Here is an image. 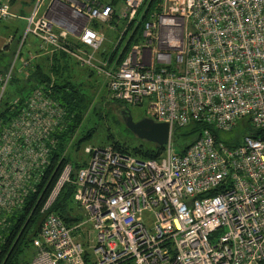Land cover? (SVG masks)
Here are the masks:
<instances>
[{
    "label": "built area",
    "instance_id": "2783aa9c",
    "mask_svg": "<svg viewBox=\"0 0 264 264\" xmlns=\"http://www.w3.org/2000/svg\"><path fill=\"white\" fill-rule=\"evenodd\" d=\"M59 1L41 15L45 0H35L26 17L15 55L23 78L36 59L22 56L32 35L44 55L64 52L104 77L110 100L137 106L148 99L170 137L158 160L87 147L74 181L66 166L44 209L73 182L84 219L69 227L49 214L31 264H264V0H162L119 65L98 56L107 35L92 24L118 32L112 54L147 0L124 1L120 32L111 5ZM17 18L11 0H0V24ZM13 69L0 77L3 90ZM51 94L41 85L22 104L12 102L11 119H0V206L14 205L45 174L57 144L52 134L64 127V109ZM240 121L239 134L225 139ZM192 124L205 128L176 152L174 130ZM88 224L96 232L91 251Z\"/></svg>",
    "mask_w": 264,
    "mask_h": 264
},
{
    "label": "trees",
    "instance_id": "16d2710c",
    "mask_svg": "<svg viewBox=\"0 0 264 264\" xmlns=\"http://www.w3.org/2000/svg\"><path fill=\"white\" fill-rule=\"evenodd\" d=\"M99 1L113 7L115 15L112 23L120 32L124 23L117 20V13L125 0ZM161 1L147 0L112 54L111 51L114 45L109 52L100 50L98 56L103 58L110 56L111 63L121 64L132 45L141 41L145 23L150 19V15ZM34 2L35 0H31V4ZM92 27L103 32L109 30L107 25L99 22H94ZM71 41L74 42L75 40L71 38ZM75 43L76 47L83 46L77 41ZM38 53H41L40 50H38ZM97 77L99 76L94 70L82 67L76 59L64 52H57L53 55H46L37 61L35 59L33 70L30 71L28 79L14 78L17 82L22 81L28 85L25 89L26 93L21 94L18 98L20 104L37 87L46 85L51 88L53 99L58 101L64 109V127L62 130L58 129L52 134V138L57 140V144L55 148L51 149L49 165L45 170L44 176L39 177L36 186L33 189L29 188L27 194L17 197L14 205L0 206V264L32 263L35 253L32 258H29V251L31 248H35L34 245L40 235L41 226L49 214L59 216L69 227L78 224L84 219L81 209L74 201L76 186L73 182L65 184L50 208L45 210L44 207L64 168L68 165L72 167L71 177L74 181L79 169L85 165V161H76L72 164L71 160L64 155V152L66 150V139L75 133L88 112L91 109L99 110L95 105V99L100 88ZM103 84L107 89L106 81ZM94 89L96 91H92ZM114 102L117 111L128 108V105L123 102ZM1 103L2 100L0 102V119L7 122L16 112L12 102L6 103L4 108H1ZM97 113L99 114L98 111ZM204 128L205 126L202 124H192L185 127V135L193 139L192 142L179 149V152H185L200 136ZM180 129L182 128L174 130L173 140L175 133ZM251 131V127L246 129L248 133H252ZM256 133L261 134L262 132L258 131ZM90 135H92V131L86 137ZM110 146L117 151L147 160L160 159L166 150L165 146H158L154 143H141L135 147H128L113 142ZM3 193L4 189L0 191V196H3ZM122 264H134V262L128 260Z\"/></svg>",
    "mask_w": 264,
    "mask_h": 264
},
{
    "label": "rangeland",
    "instance_id": "374dc122",
    "mask_svg": "<svg viewBox=\"0 0 264 264\" xmlns=\"http://www.w3.org/2000/svg\"><path fill=\"white\" fill-rule=\"evenodd\" d=\"M58 7V5H57ZM60 7V5H59ZM27 29V23L23 22L22 27L18 34L11 38L13 39L12 43L8 47L7 51L4 55H0V77L5 80L14 66L12 76L13 78L7 84L6 88L3 90L4 83L0 82V102L1 108L5 107V104L8 102H13L18 99L21 94L26 93V88L28 87L25 82L19 81L17 82L14 78L22 79L23 76L20 73V67L22 65V58H20L15 63V55L18 53L21 46V39L24 38ZM4 28H0V36L4 33ZM107 40L101 50L109 52L111 47L115 44L116 38L118 36V32L113 30H107L106 32ZM10 34V33H9ZM11 35V34H10ZM9 35V36H10ZM9 39V41L11 40ZM36 39L29 35L25 44L22 47V56L28 57V50L31 49L32 41L36 43ZM9 41L6 43L9 44ZM4 43V42H3ZM5 45V44H4ZM2 54V53H1ZM97 81L99 82L100 88L99 92L95 99L96 108L98 107L99 114L95 109H91L86 115L85 119L81 123V125L77 128L74 134L70 135L66 139V150L64 155L69 158L73 164V162H80L81 159H85L87 154L85 153V149L87 147H106L113 144V142H117L123 146L135 147L140 145L141 143H150L148 141H143L140 139L125 123L123 116L121 114V110L117 111L115 108V102L110 101L107 89L104 87L105 79L102 76L97 77ZM90 83V82H88ZM89 85V84H88ZM91 90V89H90ZM92 91H96L95 89ZM151 102L148 99H145L141 105H128V109L130 110L133 119L135 122H139L144 118L154 119L153 114L150 111ZM243 125V121L238 123V127L236 128L233 134H225V139H233L234 136L239 134L241 130V126ZM185 128L178 130L175 133L173 146L175 151L177 152L183 146H186L188 143L192 142L191 137L185 135ZM92 131V135L86 137L89 132ZM83 140V141H81ZM85 226V231L90 227ZM84 231V230H83ZM91 238L90 241L87 238V248L91 251L92 245H94L96 239V232L94 230H90ZM83 233V232H82ZM35 247V245H34ZM35 253V248H31L29 251V258H32Z\"/></svg>",
    "mask_w": 264,
    "mask_h": 264
},
{
    "label": "crops",
    "instance_id": "0c3cea01",
    "mask_svg": "<svg viewBox=\"0 0 264 264\" xmlns=\"http://www.w3.org/2000/svg\"><path fill=\"white\" fill-rule=\"evenodd\" d=\"M59 2H60V6H64V7H66V5L67 6L72 5V3L69 0H60ZM48 3H50V0H45L44 6L42 7L41 12H40L41 15H43L46 12V8H47ZM33 4L34 3L31 4V0H13V1H11L12 11L15 14H17L19 18L15 19V20H11V21L6 22V23L0 24V28L3 27L5 29L3 35L0 36V55H4V53L7 51L8 47L11 44L9 39L14 38L18 34V32L20 31V28L23 25V22L27 23L26 17L31 13ZM75 4L77 5V3H75ZM6 41H9V44L6 43ZM12 41H13V39H12ZM35 41H36V43L32 41V46H31V49L28 50V53L30 52V53L36 55V61H37L46 55H44V53H42V52L38 53L40 43L37 40H35ZM87 160H88V156L85 159H81V162L85 161V163H86ZM87 226H89V225H87ZM82 230L80 232H82ZM90 230H92V226L90 227V229L88 228L85 231V235L90 234V236H91L92 232ZM82 234L84 237V233H82ZM82 240H83V238H82ZM84 244H87V242H85ZM85 247L87 248L86 245H85Z\"/></svg>",
    "mask_w": 264,
    "mask_h": 264
},
{
    "label": "water",
    "instance_id": "95a60500",
    "mask_svg": "<svg viewBox=\"0 0 264 264\" xmlns=\"http://www.w3.org/2000/svg\"><path fill=\"white\" fill-rule=\"evenodd\" d=\"M121 114L126 125L143 141L165 146L170 137V126L167 123H159L151 118H144L135 122L128 108L122 109Z\"/></svg>",
    "mask_w": 264,
    "mask_h": 264
}]
</instances>
